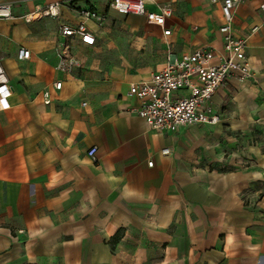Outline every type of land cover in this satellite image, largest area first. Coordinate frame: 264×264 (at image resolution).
Instances as JSON below:
<instances>
[{
    "label": "crops",
    "instance_id": "0c3cea01",
    "mask_svg": "<svg viewBox=\"0 0 264 264\" xmlns=\"http://www.w3.org/2000/svg\"><path fill=\"white\" fill-rule=\"evenodd\" d=\"M53 1L16 2L13 19H0L12 91L0 112V264H264V28L249 35L264 0L234 9L252 78H229L213 94L215 125L174 133L134 113L130 86L169 57L221 55L220 2L164 0L173 10L168 36L111 0L63 1L57 18L24 20ZM82 9L103 16L100 26L86 21L93 46L59 34ZM65 44L80 63L68 72L58 69ZM21 47L28 60L17 59ZM93 146L97 164L86 155Z\"/></svg>",
    "mask_w": 264,
    "mask_h": 264
},
{
    "label": "built area",
    "instance_id": "2783aa9c",
    "mask_svg": "<svg viewBox=\"0 0 264 264\" xmlns=\"http://www.w3.org/2000/svg\"><path fill=\"white\" fill-rule=\"evenodd\" d=\"M24 0H0V19H13L12 7L16 2ZM63 1L57 0L48 3L35 12L25 14L24 20L31 22L38 18L60 15ZM212 4L220 2L223 23L219 32L223 37V50L217 55L211 49H197L183 54L179 59L172 57L163 69L154 73L149 81L134 83L130 86L129 96L139 100V106L134 113L142 118L145 124L158 132L174 133L181 128L192 125H215L219 117L213 113L209 101L213 94L232 77L239 81L251 79L253 74L246 56L248 37L236 36L233 30L234 9L242 0H209ZM154 6L148 10L147 6ZM110 7L119 14H133L143 16L146 22L163 29L168 36L170 30L166 29V21L173 15L171 6L164 0H111ZM263 18L260 26L249 30V35L264 28V4L260 7ZM82 20L76 25L61 24L59 34L65 40L76 39L81 44L93 46L95 38L87 27L86 21H94L99 26L103 23V16L91 9H82L79 13ZM69 46L65 44L59 50L58 69L68 72L80 65L79 61L68 54ZM29 50L21 47L17 51L19 61L28 60ZM55 90H60L61 82L53 84ZM12 91L7 77L0 65V112L10 108L9 97ZM45 104L49 103V93H43ZM97 147H90L86 155L93 164L98 163ZM161 154L166 156L170 150L165 148ZM152 166V162L148 163Z\"/></svg>",
    "mask_w": 264,
    "mask_h": 264
},
{
    "label": "trees",
    "instance_id": "16d2710c",
    "mask_svg": "<svg viewBox=\"0 0 264 264\" xmlns=\"http://www.w3.org/2000/svg\"><path fill=\"white\" fill-rule=\"evenodd\" d=\"M121 234L118 232L110 241L111 249H113L114 245L120 240Z\"/></svg>",
    "mask_w": 264,
    "mask_h": 264
},
{
    "label": "bare ground",
    "instance_id": "6f19581e",
    "mask_svg": "<svg viewBox=\"0 0 264 264\" xmlns=\"http://www.w3.org/2000/svg\"><path fill=\"white\" fill-rule=\"evenodd\" d=\"M34 18H35V20L38 18V15H35V16H33Z\"/></svg>",
    "mask_w": 264,
    "mask_h": 264
}]
</instances>
